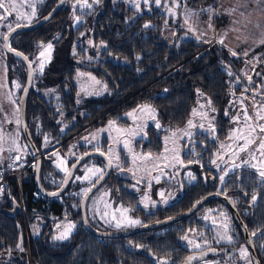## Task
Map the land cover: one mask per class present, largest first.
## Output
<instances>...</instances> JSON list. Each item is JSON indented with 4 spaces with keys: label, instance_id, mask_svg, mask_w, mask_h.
<instances>
[{
    "label": "trees",
    "instance_id": "trees-1",
    "mask_svg": "<svg viewBox=\"0 0 264 264\" xmlns=\"http://www.w3.org/2000/svg\"><path fill=\"white\" fill-rule=\"evenodd\" d=\"M211 1L190 0V5L203 7L209 5ZM55 2L56 0H48L43 15L52 9ZM93 12L98 18L93 26L92 39L95 43L100 42L105 46L101 53L102 59L94 64L107 71L112 82L106 81L99 71L90 70L106 81L110 93L84 99L78 108L75 105L76 87L72 80L74 68L84 69L77 64L78 58L72 53L75 50L77 34L71 29L68 5L44 26L31 31H20L10 39L11 47L24 54L29 61L30 50L37 43H53L52 58L39 78L38 87L58 92L56 94L60 96L61 111L69 126L60 137L57 112L50 101H46L32 90L28 94L25 110L31 138L36 149L43 155L40 183L46 192L55 191L61 185L52 186L46 179H49L50 175L54 178L60 176L54 172L47 152L41 149L42 140L34 134L31 120H37L41 131L48 132L62 142L59 146L62 152L80 132L96 127L107 119H116L122 112L143 104H151L156 109L157 119L162 127L160 133L180 128L188 120L197 90L206 95L212 106L218 110L217 125L221 126L220 137L223 138L227 121L222 118V112L227 95L231 93L241 96L242 92L241 89H231V83L235 79L242 86L250 88L258 101L264 102L263 92L260 95L254 92L263 87L264 72H260L256 78L247 79L248 84L244 83L236 74V71L241 73L243 60L233 56L226 49L215 44L202 46L195 41H180L177 44L176 39L172 41L173 47L161 44L159 31L165 22V16L152 5L149 6V12L143 11L139 14L122 3L99 0ZM167 23L171 24L170 19ZM180 32L177 30V34ZM87 34L90 36L89 32ZM6 55L9 59H15L12 55ZM25 77L26 72L23 82ZM147 136L148 142L142 146V151L159 153L161 140L159 136H155L154 127L148 129ZM138 145L139 143L136 145L137 148ZM193 146L197 148L207 146L205 153L200 157L202 159L210 153L211 147L199 139L184 144L183 162L188 168L197 169V165L190 162L187 154L189 148ZM89 150L91 149L80 147L77 156L69 161L68 168ZM96 159L101 161L99 158ZM27 161H34L33 156L28 157ZM183 172L184 170L179 174V182ZM24 174L22 198L26 208V224L29 225L36 218H42L45 225L38 236L29 237L26 242L23 241L21 217H8L0 213V261L5 264H156V260H163L167 264H182L186 257L198 253L188 251L180 242L185 233L192 231L196 226L201 227L199 223L194 222L195 216L205 206L222 205L218 201L208 202L193 216L162 229L146 231L128 238L100 239L86 232L81 225L79 205L82 195L77 196L73 193L78 189L77 186H73V181L64 194L56 199L41 196L35 199L34 164ZM197 174L196 183L183 186L180 182V194L163 209L159 208L149 215H144L135 208L137 199L126 190L125 186L129 183L127 179H111L110 175L106 183L111 186L115 201L121 206L134 209L132 215L141 217L144 225L180 215L199 199L217 193V179L212 177L210 170L199 167ZM218 193L229 197L234 203L252 237L260 264H264V184L258 186L255 176L245 170L240 176L229 178ZM254 195L257 196V202L253 205L251 198ZM12 202L18 204L19 201L14 182L10 181L0 196V210H10ZM63 217H68L76 224L75 231L64 242H51L50 225ZM233 223L235 224L234 221ZM235 227L244 243L236 224ZM127 243L136 250H129ZM211 249L215 250V254L210 258H222L225 246L211 245L204 250Z\"/></svg>",
    "mask_w": 264,
    "mask_h": 264
},
{
    "label": "rangeland",
    "instance_id": "rangeland-1",
    "mask_svg": "<svg viewBox=\"0 0 264 264\" xmlns=\"http://www.w3.org/2000/svg\"><path fill=\"white\" fill-rule=\"evenodd\" d=\"M72 1L71 15L77 12V14H73V26L76 27L82 22L83 15L98 2L97 0ZM112 1L113 3H122L139 14L143 11L149 12V6L152 5L165 16V22L160 28L161 37L169 41L176 39L177 44L182 39L192 40L195 36H209V40H213L222 36L223 33H227L229 41L232 42L231 30H240L244 26L245 30L250 32L261 27V15H256V6L254 3H248V0H238L234 6L230 7L226 11V22H224L225 15L222 9L223 0H220V3L219 0H212L207 6H198L197 11L193 12V26L187 29V33L184 35L182 32L177 34L179 21L174 17V12L178 16L186 14L189 10L190 0ZM44 2L45 0H0V3L5 4L4 8H0L1 161H7L9 154H15L20 160H23V163H26L31 162L27 161V158L32 156L21 138L18 115L19 99L24 88L23 76L26 69L20 60L8 58L3 49V38L10 29L17 26L16 24L34 21L39 16V9ZM168 3H172L175 9H172V4ZM243 4H247L245 8L241 6ZM249 5L252 6L251 11H254L250 15L247 14ZM168 19L171 24L167 23ZM224 23L226 26L228 24L226 28ZM10 44L12 46V40ZM48 45H51V48ZM74 45L75 50L72 53L76 58L85 60V62L99 61L98 59L101 58V53L105 49V46L99 42L92 50L93 42L90 38L84 39L83 42L78 41V45L75 42ZM89 50H92L93 56ZM52 52V42L37 43L31 48L30 62L33 68L31 90L51 102V106L58 114L57 122L61 137L69 123H66L65 115L61 111L60 96L54 89L38 87L39 78L50 62ZM233 56L239 58L236 55ZM242 60L241 73L243 77L246 79L256 78L259 75L255 72V69H258L256 63L253 65L249 63L248 59ZM228 73L231 75L229 71ZM262 80L264 82L263 76ZM72 81L77 92L75 95L77 108L84 99L96 98L110 92L106 81L91 71L74 68ZM262 86L254 92L259 95L262 94L261 92L264 94V83ZM231 89H241L242 92L241 96L231 93L227 95V102L222 112V118L227 121V129L223 138L220 137L221 126L217 125L218 110L199 90L196 91L195 103L188 120L180 128H173L160 134L159 131L162 127L158 122L156 109L151 104H143L122 112L116 119H107L96 127L80 132L79 136L69 143L62 152L59 148L62 142L52 137L48 132L41 131L37 120H31L30 124L33 125L34 134L42 140L41 149L47 152L54 172L60 176L54 178L50 175L46 181L52 186L61 184L62 178L68 171L69 161L77 156L80 147L86 150L100 151L107 156L112 165L111 179H127L129 183L125 188L136 197L135 208L144 215H149L159 208L163 209L180 194L177 177L180 169L185 166L182 159L185 153L184 144L199 139V141L210 145V153L202 159L200 157L205 153L207 146L189 148L188 158L190 162L197 165V169H190L187 166L183 169L180 181L183 186L197 182L199 167H205L212 172V177H216L217 193L229 178L238 177L245 170L255 176L258 186L263 185L264 178L260 176L258 169L264 170V149L260 148V144L264 143V131H261V128L264 127V102L258 101L251 89L242 86L237 79L231 83ZM151 127H154L155 136H159L161 140L159 153L142 151V146L148 142L147 131ZM104 168V163L95 157L87 159L73 178V186L78 187L77 192L73 193L83 196L90 185L102 175ZM106 182L87 200L86 215L89 226L95 230L106 232L126 231L141 226L143 223L141 217L132 215L134 209L117 203L111 186ZM254 197H256L255 200L251 198L253 205L257 202V196L254 195ZM131 221H138V223L133 224ZM194 222L199 223L201 227L196 226L192 231L185 233L180 240L184 248L188 251L200 252L211 245L225 246L222 258L209 257L198 264H252L248 250L238 235L232 217L223 205L212 204L203 207L201 212L195 216ZM44 225L45 221L42 218H36L29 225L25 224L28 239L38 236ZM75 228V223L68 217H63L50 225L49 240L64 242L75 231ZM22 233L23 241H26L23 223ZM126 246L129 250H136L128 243ZM155 263L167 264L163 260H156ZM0 264L5 263L0 261Z\"/></svg>",
    "mask_w": 264,
    "mask_h": 264
},
{
    "label": "water",
    "instance_id": "water-1",
    "mask_svg": "<svg viewBox=\"0 0 264 264\" xmlns=\"http://www.w3.org/2000/svg\"><path fill=\"white\" fill-rule=\"evenodd\" d=\"M64 2H65V0H58L57 3L55 4V6L52 8V10L45 17H43L41 20H39L38 22H36L34 24H30V25H17L15 27H13L12 29H10L3 38V49H4L5 53L20 59L22 61V63L24 64L25 69H26L24 88H23V91H22V93L20 95V99H19L18 115H19V124H20L21 136L23 138L24 143L26 144V147L32 153V156H33V159L35 162V165H34V184H35V188L39 192L40 196L43 198H46V199H56V198L60 197L61 195L64 194L67 187L73 181V178L75 177L76 171L82 165V163L84 161H86L87 159L92 158V157L99 158L104 163V166H105L104 171H103L102 175L83 194V196L81 197V200H80V205H79L81 225L84 228V230L86 232H88L89 234H91L93 237L100 238V239L128 238L130 236L140 234V233H143L146 231H153V230L162 229V228H165L169 225H172L174 223H177L181 220H185V219L193 216L206 203L212 202V201H218L228 210L233 221L235 222V224H236V226H237V228H238V230H239V232H240V234L244 240V244L248 250L251 263L252 264H260V261L257 257L256 251H255V247H254L252 237L249 234L246 226L244 225L237 208L235 207L234 203L232 202V200L229 197H226L225 195H221L219 193H213V194L207 195V196L199 199L197 202H195L192 205V207L189 210H187L186 212H184L180 215H176V216L169 217V218L162 219V220H158V221H155L152 223L144 224V225H141L139 227L129 229L126 231L106 232V231L95 230L92 227H90L88 222H87V215H86L87 200L93 195V193L99 187H101L109 179V177L111 175V171H112V165H111L109 159L107 158V156L103 152L92 150V151L85 152L80 157H78V159L68 168V171L65 174V176L62 180V183L57 190L52 191V192H46L42 188L41 183H40V171H41V166H42L43 155L41 153H39V151L36 149V147L34 145V142L31 138V135H30L27 123H26V118H25L27 97H28V94L31 90L32 83H33V68H32L31 62L29 61V59L24 54H22L18 50L11 47L10 39L12 36H14L16 33L20 32V31L35 30V29H38V28L42 27L43 25L47 24L49 21H51L53 19V17L63 7ZM162 43L168 47H173L172 43H167V42H162ZM199 44L202 46H206V44H204V43H199ZM17 53H20V55H17ZM77 64L85 70L94 69V70L99 71L108 81L112 82L109 74L102 67L88 65V64L82 63L80 61H77ZM236 74L238 75V77L240 79H242V81L244 83H246V84L249 83L248 80L245 77H243V75L240 72L236 71ZM263 98H264V96H263ZM186 166L187 165L182 167L180 169V172ZM180 172L178 173V177H179ZM0 213H3L5 215H7L8 217L19 216L20 212H19L18 204L16 202H12L10 210H0ZM213 254H215L214 249H211L208 251L203 250V251H200L196 254L189 255L188 257H186L184 259L182 264H198V263L206 260L208 257H210Z\"/></svg>",
    "mask_w": 264,
    "mask_h": 264
},
{
    "label": "crops",
    "instance_id": "crops-1",
    "mask_svg": "<svg viewBox=\"0 0 264 264\" xmlns=\"http://www.w3.org/2000/svg\"><path fill=\"white\" fill-rule=\"evenodd\" d=\"M171 1H174V0H171ZM237 1L238 0H223L224 6L222 9L225 15L224 22L227 21L226 11L230 9L232 5L234 6V3L235 2L237 3ZM161 2H163V0H161ZM219 3H220V0H219ZM248 3H254L257 9L256 15H261V19H260L261 27L259 29L248 32L247 30H245V27L243 26V28L240 30H231L232 42L229 41L227 33H223L222 36H220L219 38L213 39V40H209V36H195L192 40L189 38H185V39H182L181 41L191 40V41H195L196 43H204L207 45H211V44L218 45L226 49L230 53H233L232 51H234L236 53V56H238L240 59L245 58V59H248V61L250 60L251 61V62L249 61L250 64L254 65L256 63V65H259L257 66L258 69H255V72L257 74H260V72L261 73L264 72V43H262V41H264V0H248ZM168 4H172V3H168ZM246 5L247 4H243L241 6L245 8ZM249 6L250 7L247 11L248 15H250L251 13H254V11H251L252 6L251 5ZM171 8L175 9L173 4L171 5ZM194 11L195 12L197 11V7L191 6L189 3V10L188 12H186V14H179L178 16L176 12H174V17H176L177 20L179 21L178 30L181 31L183 35L187 33V29H190L193 26V23H194L193 22V15H194L193 12ZM216 21H218V19H216ZM227 26L225 24V28ZM260 49H262L260 52L254 53L256 50H260ZM0 162H1L0 166L7 165V161L0 160Z\"/></svg>",
    "mask_w": 264,
    "mask_h": 264
},
{
    "label": "built area",
    "instance_id": "built-area-1",
    "mask_svg": "<svg viewBox=\"0 0 264 264\" xmlns=\"http://www.w3.org/2000/svg\"><path fill=\"white\" fill-rule=\"evenodd\" d=\"M34 163V161L23 163V160H20L18 155L9 154L7 157V166L5 168H0V195H2L7 189L9 182L13 181L18 194V207L20 212L19 216L21 217V221L24 225V234L27 238L26 242L28 240V232L27 228H25L26 208L22 198V185L25 171ZM33 196L35 199L40 197V194L36 188L33 192Z\"/></svg>",
    "mask_w": 264,
    "mask_h": 264
},
{
    "label": "flooded vegetation",
    "instance_id": "flooded-vegetation-1",
    "mask_svg": "<svg viewBox=\"0 0 264 264\" xmlns=\"http://www.w3.org/2000/svg\"><path fill=\"white\" fill-rule=\"evenodd\" d=\"M57 1L58 0H56V2H55V4L57 3ZM48 2V0H45V2L43 3V5H42V7H40V9H39V12H40V14H39V16L34 20V21H32L31 23H19V24H16V25H30V24H34V23H36V22H38L39 20H41L43 17H45L52 9H50V11L49 12H47V13H45L44 15H43V12H44V9H45V4ZM72 0H65V2H64V5H63V7L61 8V9H63L66 5H68V7H69V10H70V16H71V21H70V25H71V29H72V32H75L77 35H76V38H77V40H76V43H77V45H78V41H80V42H83L84 41V39H86V38H90V39H92V37H93V35H94V23H96L97 21V18L98 17H96V15L94 14V12H93V10H94V7H92L88 12H86L84 15H83V19H82V22L78 25V26H76V27H74L73 26V23H74V15L73 14H77V12H74L72 15H71V5H72ZM55 4H54V6H55ZM53 6V7H54ZM52 7V8H53ZM60 9V10H61ZM59 10V11H60ZM64 14H66V10L64 11ZM5 17H7V15H5ZM44 26V25H43ZM65 30H67V29H65ZM89 32V34H90V36L87 34ZM160 32V31H159ZM92 42H93V45H92V50H93V48L95 47V45H97V43H99V42H94L93 41V39H92ZM160 42H161V44H163L162 42H167V43H172V41H169V40H165L164 38H162L161 37V34H160ZM173 44V43H172ZM164 45V44H163ZM166 46V45H165ZM80 48H81V45H80ZM92 50H89V52H90V54L93 56V53H92ZM82 53V52H81ZM83 54V53H82ZM16 58V57H15ZM16 59H18V58H16ZM92 59H94V58H92ZM101 58H99L98 60H100ZM18 60H20V59H18ZM21 61V60H20ZM78 61H80V62H82V63H85V64H88V65H92V66H99L98 64H94V62H93V60L92 61H89V62H85V60L83 61L82 59H78ZM97 62H99V61H97ZM21 63H22V61H21ZM23 64V63H22ZM24 65V64H23ZM25 67V66H24ZM100 67V66H99ZM85 70V69H84ZM91 70H94V69H91ZM86 71H90V70H86ZM93 73V72H92ZM104 79H106L105 77H104ZM106 81H107V79H106ZM110 93V92H109ZM108 93V94H109ZM160 133V132H159ZM160 134H162V133H160ZM90 151H92V150H90ZM178 178V180H179V177H177ZM179 183L180 182H178V187H179Z\"/></svg>",
    "mask_w": 264,
    "mask_h": 264
},
{
    "label": "snow or ice",
    "instance_id": "snow-or-ice-1",
    "mask_svg": "<svg viewBox=\"0 0 264 264\" xmlns=\"http://www.w3.org/2000/svg\"><path fill=\"white\" fill-rule=\"evenodd\" d=\"M97 2H99V0H97ZM5 7V4L4 3H0V8H4ZM145 27H148V25H145ZM6 38V37H5ZM262 43H264V41H262ZM49 48H51V45H48ZM43 54V53H42ZM233 55H236L235 52L232 53ZM17 55H20V53H17ZM261 131H264V127L261 128ZM260 148L261 149H264V143H261L260 144ZM103 154V153H102ZM99 171V170H97ZM259 174L262 178H264V170H259ZM102 178V177H101ZM256 197H253V200H255ZM131 223L135 224V223H138V221H131ZM117 227H119V225H117Z\"/></svg>",
    "mask_w": 264,
    "mask_h": 264
}]
</instances>
